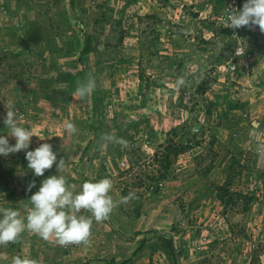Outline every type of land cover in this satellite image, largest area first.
<instances>
[{
	"label": "rangeland",
	"instance_id": "1",
	"mask_svg": "<svg viewBox=\"0 0 264 264\" xmlns=\"http://www.w3.org/2000/svg\"><path fill=\"white\" fill-rule=\"evenodd\" d=\"M73 1L0 0V135L15 143L3 122L12 101L20 123L34 133L23 154L49 143L57 160L65 161L64 170L53 164L52 175L65 176L77 191L86 180L107 177L114 200L129 193L136 198L120 203L109 219L93 221L88 245L61 247L25 230L20 243L0 245V264L17 255H30L39 264H174L159 247L163 234H172L185 249L180 264H264V33L259 26L242 27L253 56L248 64L233 61L237 69L228 74L219 66L232 57L237 38L225 32L218 17L230 0L219 7L215 0H196L193 6L192 0ZM240 2L242 8L245 0ZM102 12L111 15L108 21ZM151 12L159 20L144 18ZM192 12H198L196 19L190 18ZM200 20L212 23L203 33ZM84 31L98 56L94 50L80 53L77 41ZM119 36L116 54L112 45ZM114 55L128 60L117 63ZM84 67L96 87L81 99L77 85L90 74ZM62 71L72 73L67 81L58 77ZM140 71L144 79L162 83L142 89L144 103ZM181 77L186 84L177 89ZM203 78L207 83L198 93ZM235 102L241 106L230 108ZM116 114L128 134L112 127ZM144 116L148 123L133 136L131 118ZM99 120L106 125L90 129ZM65 121L73 122L77 133L66 132ZM175 125L180 131L174 138L189 147L165 178L156 180L161 168L153 144L165 140ZM105 133H115L127 146L104 143ZM27 164L19 152L0 155V207L18 210L22 217L46 178L35 176ZM31 181L35 186L29 191ZM227 182L240 196L224 208L218 185ZM246 195L256 197L248 209ZM203 234L210 239L199 243ZM17 245L18 250L12 247Z\"/></svg>",
	"mask_w": 264,
	"mask_h": 264
},
{
	"label": "clouds",
	"instance_id": "2",
	"mask_svg": "<svg viewBox=\"0 0 264 264\" xmlns=\"http://www.w3.org/2000/svg\"><path fill=\"white\" fill-rule=\"evenodd\" d=\"M226 9L225 27L238 29L259 26L264 33V0H245L242 8L228 7ZM184 78H178L175 86L179 89L185 86ZM95 78L88 77L77 85L76 93L83 99L95 90ZM4 125L9 129V136L15 138L14 144H9L6 135H0V155L7 156L29 148L30 138L34 133L25 128L16 115L12 101L7 103ZM63 128L66 132L75 134L78 129L71 121H65ZM36 136V135H35ZM43 140L42 138H40ZM104 143H114L127 146V142L116 137L115 133L102 134ZM264 151V150H262ZM28 169L35 176H43L45 170L56 164L57 170L65 169L63 158L57 160V154L49 143H41L34 150L25 152ZM35 186V181L28 184L27 190ZM113 181L107 177L99 180H86L77 191L75 186L67 183L63 175H49L44 178L38 190L34 192L29 204L24 205L26 215L21 216L18 210L0 207V245L7 246L16 243L25 230L38 235L45 241H52L61 247L71 244L90 243L93 221L103 222L110 218L113 209L120 203H127L136 198L134 193L122 197L119 201L110 195ZM91 213L90 216L80 214L81 211ZM7 259V257H3ZM10 264H39L30 255H17L11 258Z\"/></svg>",
	"mask_w": 264,
	"mask_h": 264
},
{
	"label": "trees",
	"instance_id": "3",
	"mask_svg": "<svg viewBox=\"0 0 264 264\" xmlns=\"http://www.w3.org/2000/svg\"><path fill=\"white\" fill-rule=\"evenodd\" d=\"M131 1H134V0H131ZM194 1H196V0H192L191 1L192 2L190 4L191 6L195 5L196 2H194ZM204 1H206V0H204ZM224 1L225 0H215L217 7L222 6V3ZM71 4L72 5L74 4L73 0H72ZM240 7H241V4H239V8ZM198 15H199L198 12H192L190 18L191 19H193V18L196 19L198 17ZM101 17L106 18L105 20L108 21L110 19L108 17H111V15L110 14L109 15H105L104 12H102ZM144 18H154L155 22L157 20H159L158 14L156 12L147 13V14L144 15ZM98 19L99 18H96V20H98ZM120 21H121L120 19L117 20V23L119 25H120ZM97 22H99V20ZM200 22L202 23L201 29H200V31L202 33L204 31H206L207 29H209L211 27V24H212V23L205 24L204 20H200ZM152 27L153 26H151L150 31H152V32L156 31ZM224 30L228 34V32H227V30L225 28H224ZM70 31H73V30H70ZM121 40H122V36H119L118 42H116L114 45H112L113 48L115 49V52H117L116 48L118 46V43L121 42ZM68 43L70 44L69 45L70 48H72L71 39L68 40ZM77 43L81 44L80 45V50H79L81 54H84V53L90 52L91 50H94V51H96V55L98 56L100 51H98L95 46H92V44H91V35L89 33H86L85 31L82 32L81 43H80V41L79 42L77 41ZM116 54H118V52ZM113 58L115 59V61L117 63L125 62V61L128 60L127 57H124V56H121V55H114ZM83 71L86 72L87 74L88 73L91 74V71H89V69H87L86 67L83 68ZM71 74L72 73H70L69 71H62V72H60V74H58V77L60 78L62 76L67 81L71 77ZM138 77L140 79L139 87H138L139 91L141 92L140 101H141V103H144L145 102V97H144V94L142 92V89L144 87H148L151 84L152 85H155V84L156 85L157 84L162 85V83L161 82H155V80L144 79V74L141 71L138 74ZM144 81H145V83H144ZM206 83H207L206 79L203 78L201 83L197 85L196 91H198V93H202V91L205 88L204 85ZM68 84H69V82H68ZM69 85L70 86H74L73 83H70ZM92 93H94V92H92ZM49 94L50 93L47 92V91L44 92V95H45L46 98H49L54 103H56L55 96L54 95H49ZM181 99H182V95L179 96L178 101H180ZM229 105H230V108H238V107L241 106L238 102L231 103ZM59 109L63 112L64 107H60ZM115 116H117V114ZM124 116H125V114L122 112V117H124ZM122 117H121V119H119L118 116H117L116 120L115 119L113 120L114 123H113L112 127L119 128V130H118L119 134H123V133L128 134L130 129L124 125ZM142 122L148 123V118H146V116H144L143 118H139L138 120L131 118V126H132L131 129L133 130V133H132L133 136L136 135V133H137V131L139 129V125ZM103 124L106 125L105 123H103V121L99 120L98 122H96V121L92 122L89 127H90V129H93V128L95 129L98 126H103ZM251 126L253 127V125H251ZM121 127H124V128L122 129ZM179 128L180 127L178 125H175V126L169 128L166 131L167 136H166L165 140H163L161 142H157V144L155 146L153 144V147L155 149V151L153 153V158L157 161V163L159 164V166L161 168L160 169V176L158 178H155L156 180L165 178V176H166L165 173H167L168 169L171 168L172 164L177 159V157L181 153L186 152L188 147H189V144H182L177 139L174 138L178 134V131H180ZM149 132L151 133L152 131L149 129ZM150 142H152V141H150ZM18 152L23 157L25 156V154H23L24 153L23 150L18 151ZM49 175H52L51 170L50 169L45 170L44 176L48 177ZM37 177H40V176H37ZM1 179H3V175H2V172L0 171V182L2 181ZM4 181H6V180H3V182ZM228 183L229 182H227L226 184L218 185L219 190H218L217 197L220 199L222 204H224V208L227 207V206L235 205L237 203L236 202L237 197L240 196V194L237 193V195L235 197L230 192ZM122 193H124V194L127 193V187H125L122 190ZM263 195H264V193H263ZM253 199H256V197L254 195H246L245 196V202H244L245 203V205H244L245 208L244 209H248L250 207V203L252 202ZM160 239L161 240H160L159 247L165 252V254L168 257H170L174 261L173 262L174 264H180L179 256H180V253H182V251H185V249L184 248L182 249V248L178 247L175 244V242L173 241V235L172 234H163V236L160 235ZM17 242L20 243L19 241H17ZM141 242L143 243L144 239L141 240ZM141 245H143V244H140V246H138V247H141ZM12 247H14V249L18 250L20 246L17 245V246H12Z\"/></svg>",
	"mask_w": 264,
	"mask_h": 264
},
{
	"label": "built area",
	"instance_id": "4",
	"mask_svg": "<svg viewBox=\"0 0 264 264\" xmlns=\"http://www.w3.org/2000/svg\"><path fill=\"white\" fill-rule=\"evenodd\" d=\"M239 4H240L239 0H230L225 8H228L231 6L236 9H240L241 7L239 8ZM225 8L219 15L218 21L221 22V25L227 30L228 34L235 41L237 38V41L235 42L236 44L233 48L232 57L226 62H224L223 64H220L219 67H221L223 71L227 72L228 74H233L235 70L237 69V64L236 62H233V61L244 60L247 63L249 61H246V60L249 59L251 56H253V53H252V50L248 48L243 42L244 37H243L242 27L238 29H233V28L224 26L225 20H226V9ZM209 239L210 238L207 237V234H203L200 238L201 241L199 243H205L209 241Z\"/></svg>",
	"mask_w": 264,
	"mask_h": 264
}]
</instances>
